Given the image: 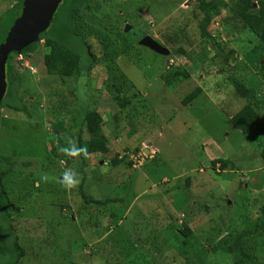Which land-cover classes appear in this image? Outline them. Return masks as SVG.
I'll return each instance as SVG.
<instances>
[{
  "label": "rangeland",
  "instance_id": "rangeland-1",
  "mask_svg": "<svg viewBox=\"0 0 264 264\" xmlns=\"http://www.w3.org/2000/svg\"><path fill=\"white\" fill-rule=\"evenodd\" d=\"M214 1L99 0L96 26L84 25L83 34L88 53L104 56L105 65L77 81L46 74L44 47L23 62L14 60L21 85L12 103L22 99L29 115L0 110V175L10 167L3 158L16 165L2 184L10 195L0 192V238L7 239L11 226L27 254L22 264H183L229 231L252 228L259 220L264 137L254 136L248 144L232 127L230 118L247 101L237 97L230 78L251 89L264 117L259 75L264 21L256 5L264 0H253V8L239 17L222 8L209 19L205 11ZM223 2L231 6L235 0ZM15 5L16 0H0V25ZM114 29L120 50L107 44ZM145 38L159 51L140 45ZM114 88L125 96L140 95L143 103L137 104L138 98L115 110ZM197 88L201 94L183 106ZM86 111L103 115L109 153L83 155L78 166H68L63 158L75 161L79 155ZM80 137L88 140L83 131ZM139 152L144 156L136 159ZM115 155L135 162L113 169ZM219 160L230 165L213 168ZM80 185L93 201H121L89 206L79 216ZM20 192L27 193L26 201L19 200ZM3 211L12 215V224ZM184 223L188 238L178 233ZM257 242L263 245L264 236ZM260 251L254 258L264 264ZM207 264H232V258L210 255Z\"/></svg>",
  "mask_w": 264,
  "mask_h": 264
},
{
  "label": "trees",
  "instance_id": "trees-1",
  "mask_svg": "<svg viewBox=\"0 0 264 264\" xmlns=\"http://www.w3.org/2000/svg\"><path fill=\"white\" fill-rule=\"evenodd\" d=\"M21 0H16V5L7 12L6 18L8 15L16 8ZM127 1V0H124ZM99 0H62L58 9L56 10L53 19L50 23L49 28L39 35V40L43 41V46L47 50V53L42 57V67L45 70L46 74L50 77L59 78L61 81L68 79L77 81L82 75L92 71L97 66H104V56L101 59L96 57L93 54L88 53L86 47V37L83 34V26L88 24V27L91 25L96 26V20L98 19L95 15V10L98 8ZM253 0H235V2L230 6L227 3H224L223 0H215L212 4H209L205 14L210 19L213 16L218 15L220 9H228L231 15L239 17L247 13L250 9L253 8ZM260 18L264 21V1H258L256 3ZM6 18L0 25V29L3 27ZM91 21V23L89 22ZM90 23V24H89ZM120 23H118V27ZM115 30V29H114ZM112 30L110 33L114 35V39L110 38V41H107L109 49H118L120 46L116 42L120 39V34L118 29L115 31ZM250 30L256 32L254 27L251 25ZM94 32L97 34L106 33L94 29ZM93 32V34H94ZM140 37L136 36L134 39L137 40ZM133 39V40H134ZM106 45V44H105ZM38 44H32L25 48L21 57L26 58L28 55L36 54ZM123 50V49H122ZM82 52H86L84 57ZM205 53H208V50H204ZM180 55H185V51H178ZM226 56V55H225ZM17 54L12 53L8 56L5 66V77H6V92L0 102V110L7 109L16 113L28 114V107L23 104L22 99H16L14 103L13 97L16 94V88L20 87L21 75L18 74L13 65L14 60L17 59ZM226 58V57H225ZM227 60V58H226ZM197 67L199 64L194 63ZM261 79L264 81V65L259 66ZM183 78L187 79L188 75L183 72L180 74ZM178 73H175L174 77H180ZM170 82L169 78H165ZM230 82L234 88L235 94L240 99L247 101L246 105L235 115L230 118V123L232 127L237 130L248 142L251 144L254 140L252 137L262 136L264 137V117L260 113V110L256 106L255 96L250 88H248L244 82H241L239 79L230 78ZM115 92V93H114ZM114 94L111 101L115 104V110H125L132 106L136 100L139 101L137 104L143 103L144 99L140 95L125 96L122 95L119 89L114 88ZM201 94L199 88L195 89L182 101L183 106H187L195 100ZM18 103V104H16ZM113 105V104H112ZM115 115V114H114ZM103 115L98 111H86L82 118V131L88 136V140L83 142L80 135L78 137L79 145V155L76 157V160H72L71 157H64L66 165H77L82 161L83 155L89 156L94 154L107 155L109 153L107 140L102 134L103 128ZM117 120V117H115ZM126 156L111 158L112 168L120 166L123 162L127 161ZM261 160L264 163V149L260 155ZM3 162L9 163L10 167L5 168L0 175V192L4 196H9L10 194L5 190V187L2 185L3 180L12 173V170L16 165H14L13 160L9 158H3ZM220 164V169L225 170L229 161H215L212 163V167L215 168V164ZM28 165V164H27ZM26 166V165H24ZM132 163L127 161V167H131ZM81 168V167H79ZM264 175V169H263ZM74 180V179H72ZM264 181V179H263ZM80 196L83 200V206L80 208L78 215L84 214L88 210L89 206L96 207H105L109 204H116L121 200H106L104 202L93 201L88 198L85 193L82 191V185H80ZM17 197L22 202L28 199L27 193L20 192ZM3 200V199H2ZM5 200V199H4ZM8 200H6L7 203ZM101 211V210H99ZM2 214V213H1ZM7 221H10L12 224L11 216L6 214L3 211V214ZM174 221L171 224L176 226ZM10 226V224H9ZM10 231L7 233V239L3 237L0 238V264H22V260L27 256L26 251L20 246L19 239L12 234L11 226L9 227ZM184 238H188L191 235L190 230L187 225L184 223L178 232ZM261 236H264V207L261 209V217L254 224L252 228L243 229L240 231H229L225 237H223L216 245L210 247L209 249L200 248L193 255L186 257L183 264H207V259L210 255L222 254L232 258V264H259L256 262L254 255H256L260 250L264 251V244L260 246L257 239ZM185 245V243H183ZM260 251V252H261Z\"/></svg>",
  "mask_w": 264,
  "mask_h": 264
},
{
  "label": "water",
  "instance_id": "water-1",
  "mask_svg": "<svg viewBox=\"0 0 264 264\" xmlns=\"http://www.w3.org/2000/svg\"><path fill=\"white\" fill-rule=\"evenodd\" d=\"M62 0H21L8 15L0 29V102L6 92L5 66L10 54L20 55L22 51L39 41V35L45 32ZM125 33L128 27H125ZM140 45L154 51L159 47L145 38Z\"/></svg>",
  "mask_w": 264,
  "mask_h": 264
},
{
  "label": "clouds",
  "instance_id": "clouds-1",
  "mask_svg": "<svg viewBox=\"0 0 264 264\" xmlns=\"http://www.w3.org/2000/svg\"><path fill=\"white\" fill-rule=\"evenodd\" d=\"M125 27H127V26H125ZM36 44H38V45L41 46V47H44V46H43V41H40V40H39L38 43H36ZM17 56L19 57V56H21V54H20V55H17ZM18 57H17V59H18ZM22 58H23V57H22ZM24 60H25V59H24ZM24 60H23V61H24ZM29 70H30V69H29ZM32 70H34V69H32ZM32 70H30V71L32 72ZM151 153H154V152H151ZM139 154H140V152H139ZM130 162H131V163L133 162V161H132V158H130ZM133 163H134V162H133ZM133 165H134V164H133Z\"/></svg>",
  "mask_w": 264,
  "mask_h": 264
},
{
  "label": "built area",
  "instance_id": "built-area-1",
  "mask_svg": "<svg viewBox=\"0 0 264 264\" xmlns=\"http://www.w3.org/2000/svg\"><path fill=\"white\" fill-rule=\"evenodd\" d=\"M18 60L23 62V58H22L21 56L18 57ZM26 68L32 70V68H29V67H26ZM142 155H143V154H138V156H136V159H140V158H142ZM143 156H144V155H143ZM132 161H133V158H132ZM134 162H135V161H134Z\"/></svg>",
  "mask_w": 264,
  "mask_h": 264
}]
</instances>
